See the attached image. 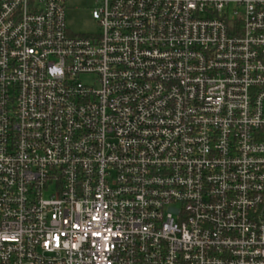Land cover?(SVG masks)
<instances>
[{"label":"built area","instance_id":"1","mask_svg":"<svg viewBox=\"0 0 264 264\" xmlns=\"http://www.w3.org/2000/svg\"><path fill=\"white\" fill-rule=\"evenodd\" d=\"M0 0V264H264V0Z\"/></svg>","mask_w":264,"mask_h":264},{"label":"rangeland","instance_id":"2","mask_svg":"<svg viewBox=\"0 0 264 264\" xmlns=\"http://www.w3.org/2000/svg\"><path fill=\"white\" fill-rule=\"evenodd\" d=\"M93 0H68L65 22L71 34H95L100 31L98 22L92 18Z\"/></svg>","mask_w":264,"mask_h":264}]
</instances>
